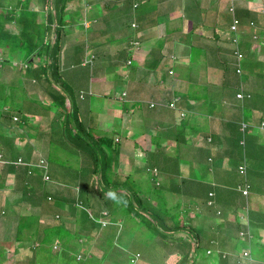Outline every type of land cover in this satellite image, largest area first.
<instances>
[{
    "label": "trees",
    "instance_id": "16d2710c",
    "mask_svg": "<svg viewBox=\"0 0 264 264\" xmlns=\"http://www.w3.org/2000/svg\"><path fill=\"white\" fill-rule=\"evenodd\" d=\"M12 1L8 2L7 5L4 4V7H0V52L3 50V52H1L3 55L2 65L6 67L10 64L13 67H16L13 65L12 55L17 57V55L20 54V62L26 63L27 74L33 78L35 82H39L43 85V88L46 89V92L49 95V99L53 101V104H50L53 107V111H55V116L62 117V119H57L58 125L54 126L50 120L51 115L48 116L50 120L49 128L56 133V137L53 141L50 140V142L56 148L60 144H63L64 146L62 148H64L66 153H73L79 157V163H77L74 170L70 172L69 177L72 176V179L74 178L75 181L81 184V186L78 187L79 196L82 198L81 202H84L83 193L86 192L90 184H93V186L98 184L102 185L101 189H105L107 192V199H110L111 197L113 200V203L110 206H108L109 201L104 203L108 209H105L106 213L102 217H100L98 213H95V215L90 214L92 213L91 206H88L89 208L81 206L88 218L87 223L90 228H102L104 225L102 222L103 218L108 220L110 225L104 229V236L102 237V242L99 244V248L102 249L101 255L104 256L101 258L100 256H96V254L93 256L88 254L85 257H82V260L79 259L80 263L77 264H91L90 261H102L103 258H109V261L111 259L113 261L117 253L116 251L119 250L118 239H121L126 233L131 236L135 235L134 232H136L138 225H132L134 222H137V224L140 222L144 225L143 228L148 233H153L156 237L161 235L162 238L166 239V241L163 239L164 242L161 240L157 249L158 251L163 253L164 249L166 250L167 247L173 248V250L167 251L166 258H172L176 261L170 263L157 262V264H196L201 249L206 251L209 250L208 247L205 248L202 246L203 239L207 243H211V239L208 238L207 231H205L203 235L202 231L196 224L185 220L184 215L189 212L193 215L194 212L199 211L197 205L200 204V199H206L203 207L206 208L207 204V206L212 209L216 205V199L219 197H229L232 200L234 197H240L244 202L241 206H238L239 210L248 213L251 225L256 226L259 224L257 221L259 217L256 216V206L258 201H261V204L263 205L264 198L262 196L263 194H260L257 190L258 188H256V186L253 188V186L256 181L254 175H256L257 179L259 177L264 179V170L261 171L259 169L260 163L264 162V139L261 140L264 133V71H260L259 73L255 84L256 89L253 91L251 90L250 93H246L245 98L251 100H248L247 102L245 100L243 102L242 110H240L238 114L233 115L230 119H225L227 117L223 118L222 116L220 118L210 119L207 122L208 116L206 115V112H204L206 123L203 124V139L200 143H198V138L194 139L192 143V146H195V149L198 152L194 155L203 158L204 162H206L205 164L204 162L200 163L201 166L195 165L194 170L200 169L199 171H190L185 165L186 160L189 158L188 156L193 152L188 155V150H183L176 145V140L179 139L181 136L179 134L182 133L176 135V138L174 139H167L170 145L173 144L171 149L166 150L164 147L160 146L161 143L157 142L159 148H156L154 153H150L149 164L145 166V168H142L143 170L141 173H149L150 178L154 181L157 187L162 186V181H164L167 190L162 194H158L159 196L156 198H152L151 195H149V197L144 196L143 192L141 193L138 189L135 190L134 185H132V187L125 186L124 184L117 185L111 180L113 177L115 178V175L117 174V167L116 169L114 168L113 164L109 162V158L112 154V148L114 151V142L120 143L118 141L119 136L115 135L111 138L104 136V134H92L89 126L86 125L83 111L78 104L79 97L77 98L79 94L83 98L84 96L86 97L88 93H91V89L89 90L90 80H88L89 86L85 87L88 88L87 92L84 90L85 88L76 92L69 84V81L71 80L64 77L62 67V52L64 48V45H62V37L67 22L72 21L74 18L78 19L82 14H88L90 15L89 18L99 21V18H96L95 16L101 17L103 16V13H106V15L108 13L105 10H101V15L100 13L94 15V9L88 12V7H85L83 10L81 8L70 11L69 6L74 0H36L37 4L34 7H30L32 6L31 4L33 0H18L19 4L17 6H12ZM97 2H101L103 5L106 4L108 0H100ZM235 2L236 0H231V5L229 7V14L232 16L229 30L232 33L233 44L238 43V39H240V27H242L241 18L236 12ZM76 3L79 4L78 2ZM82 3L81 7L83 6ZM94 3L96 2L89 3V7H92ZM138 3L140 4V2ZM69 15L70 18L67 20ZM107 16L109 17V15ZM106 21L109 22V19ZM9 22L14 25H20L22 28L21 32L10 33L8 29H6V24ZM234 25L236 26L235 28H233ZM248 27L252 30L251 32H253V36H257L259 35V32H261L258 28L257 22L251 21ZM93 29H90V32ZM103 29L105 31V28ZM87 64L91 65L89 66L91 69L94 68L92 64ZM88 75L91 78L92 75ZM257 85H259V89H257ZM220 86H222V92L219 89L217 94L214 95L215 99L220 101L218 108L222 107V104L226 105V102L224 104V99H227L228 103H230L232 99L238 98L237 93L245 92L235 88V86H233L228 80H223L222 85ZM229 87L232 89H229ZM134 89L135 88H132L131 84L130 86H124L118 96L106 95V97H109L108 101L113 103L120 102L122 104L121 115L124 114V118L128 117V115L137 110V108H140V100L134 97ZM21 90L23 91V94L28 92L25 87ZM136 93L137 96L140 95V89L136 91ZM197 93L198 99L203 98L204 104L208 107L211 106L213 100L209 97L206 86H203L201 90H197ZM2 97H5L7 104V94ZM248 105L250 108L249 112H247ZM10 107L15 111L13 114L6 112L3 113L4 111L0 109V126L3 124V118L11 119L17 114L19 116L18 128L20 129V132L25 133L24 126L29 125L32 127L33 121H29L30 116L25 115L23 102H21L19 106L13 104V106ZM257 109H261L259 114L256 112ZM48 114H51V112ZM91 114L97 118L101 115L97 110L92 111ZM254 116L258 117L256 126H252ZM91 123L95 124L94 121H91ZM183 124L188 126L189 122L186 120ZM193 127L202 129L201 124L198 126L194 125ZM72 129L75 130L74 133H71ZM111 131L116 133V129ZM150 131H152V129H150ZM187 134L185 133L184 137L188 141L191 136ZM215 137L218 139L217 141L215 140ZM152 141H154L153 138ZM68 142H72V145L76 150L70 152ZM249 145H251V148H249ZM187 147L190 148L189 146ZM61 150L64 151L63 149ZM119 152L120 150L118 153ZM234 156L235 159H238V164L236 167L233 166L235 167L236 173L239 175V177L236 178L237 185L234 188L227 185L226 187H223L220 193H218L215 188V182H208L207 185L204 184L205 180L203 177L204 172L201 170L202 168L214 170L213 166H215L217 162L219 163L222 160L229 162V159ZM44 158L46 161H50L48 155ZM228 164H230V162ZM181 165L184 169L180 168ZM229 170L234 172L231 164ZM18 173L22 175V180L28 175L27 169L21 168ZM132 174L133 173H129L127 177H130ZM162 176H164V178H162ZM24 187L25 186L23 185L21 187L23 192L25 191ZM244 188L248 189L247 193L243 192ZM168 193H173L175 196L172 203H168ZM257 193L259 195H257ZM187 194H189L188 198H186ZM184 196L185 200L182 202ZM51 199L54 201L53 197H51ZM175 201L176 204L174 205ZM73 203L75 204L76 201ZM116 203L119 204L120 211L122 210V212L115 215V213L112 212V208L115 207ZM123 204L125 207H123ZM205 208L202 211H204ZM205 213H207V211H205ZM121 214L129 216L127 220H124L125 224L121 222L122 218L118 221L116 217ZM130 220L133 222L129 225ZM116 222H118V224ZM248 225L249 224L241 226L237 230L238 234L240 231H243L245 235L240 236H247V241H250V244L253 245L257 240L255 241V239H251V235L248 232ZM108 227L113 230L116 228V231H111ZM263 227L264 218L262 219L259 228ZM55 230L56 231L53 230L52 233L58 236V239L66 237L64 236L67 232L65 227L59 225ZM162 231L165 232L162 233ZM59 232L64 233L60 234ZM86 232L87 231H85V233ZM151 239H153V237ZM233 239H235L234 236L231 239L226 238V241H232L231 245H234ZM44 241H50V234H47V236L44 237ZM83 248L85 249V247H81V250H84ZM221 248L218 249L216 264H237L234 260L239 262L234 258H232L233 262L229 260L230 256L238 254L236 251V245L231 246L229 251L225 250L226 252ZM260 248L261 249H259L254 256L251 254L249 256V260H252L251 258H253L254 264H264V245L262 244ZM150 249L155 248L150 247ZM66 256L67 252L65 258ZM77 256H79L78 253ZM140 256V253L137 254V257L136 255L132 256L129 254L127 256V264H139L140 261H138V259L140 260ZM93 257H96V259ZM161 258H164V256L162 255ZM75 261L78 260L75 258ZM67 262L70 264L75 263H71L72 261Z\"/></svg>",
    "mask_w": 264,
    "mask_h": 264
},
{
    "label": "crops",
    "instance_id": "0c3cea01",
    "mask_svg": "<svg viewBox=\"0 0 264 264\" xmlns=\"http://www.w3.org/2000/svg\"><path fill=\"white\" fill-rule=\"evenodd\" d=\"M11 1L12 0H0V7H4V4L7 5V3ZM96 1H100V0H96ZM112 1L113 2L110 3L108 0V4H109L108 7L110 9L109 11H107V13L110 15L109 21H112V24L114 23V25L112 29H108L107 27H104L105 30L108 31V33H110L109 34L110 36L109 38L106 39L107 36L106 35L104 39L100 40L99 46L98 44H94V46L98 49L100 46H103V51H104V47L109 50L105 51L103 54H100L104 56V57L102 56V58L96 56L95 53L93 54L94 59H96L97 61L96 63L97 66L95 67V70L90 69L88 72V74L91 75L99 73L100 75L98 76L102 78L101 79L99 77L96 78L98 85L95 90H93V84L89 86V88H91L90 90L91 93H88V97L84 96L82 98L80 94L77 96V98L79 97L78 104L80 106V109H88L87 117L83 116L86 121V125L89 126V129L92 132V134L93 133L98 134L96 131L100 124L101 119L91 114L92 111L98 110V107L97 109H93L89 107L92 106V104L88 106V103L95 102L94 100L91 101L93 96L95 95L93 91H95L97 97H99L98 90L99 87L102 86V84L99 83V80H104L103 86L104 88H107V82H106L107 79L104 76V74L108 72L106 68L107 65L110 63V60L112 61V67H118L116 71L119 72L120 69L119 64L121 62L125 63L127 58L126 64L131 66V72L123 71V74L127 78L126 80L127 86H130L132 84L133 85L132 88H135L133 90V93H135L134 97L140 100V108H137V110L140 111V115L142 116V121L145 120L147 116L150 117L152 114L154 115L152 118H150V122L145 121L148 123L147 126L140 129V138H142V140L140 141V160H137L139 162L135 161L134 158H131L130 165H126L124 161L119 160L115 164H113L114 168L116 169L117 167V169L119 170L122 165L124 167L122 169L127 170V173H133L138 171L139 169L141 173V171L143 170L142 168H145V166L149 164L150 153H154V150H156V148H159L158 147L159 145L157 146V142L161 143L160 146L164 147L166 150L171 149L173 144L170 145L167 139H171V138L174 139L176 138L175 137L176 135L182 133L179 134L181 136L179 137L178 140H176L177 142L176 145L179 148H182L183 150H188L187 151L188 155H190L191 152H193L190 156H188L189 158L186 160L185 165L190 169V171L191 170L194 171L195 165L201 166L200 163L204 162V159L200 158L199 156L196 157L194 155L195 153L198 152L195 149L196 147L192 146V143L194 139H197V137L200 136V138H202L201 136H204L203 124L206 123L205 121L206 117L204 112H206V115L208 116L207 122L211 119L210 117L212 114H214V117L217 116L222 117V115H220V108H218V106L220 105V101L216 100L214 95L217 94V91L220 89L221 87L220 85H222L223 80H228L233 86H235V88L240 89V91H245L243 92L244 95H246V93H250L251 90L253 91L254 89H256L255 84L257 81V77H256L257 74H255V69L248 68V65L244 64V62L250 61V56L248 60H244L242 62V59L241 61H239L238 58L232 60V57L230 58L228 55H224V52L226 51L232 52L233 49L232 33L229 30L232 20V16L229 14V7L231 5V0H179L177 4L172 2L173 0H112ZM85 2H87V0ZM138 2H140V4ZM218 3L220 4L221 10L227 11V15L224 12H222L219 18L215 16V18L212 20L213 10L207 8L209 4H212V7H214L215 5L217 6ZM235 3H236V12L242 21V28L240 29L239 32L240 42H247L248 44L247 50L252 51L255 48V41H254L255 38L253 36V32H251L252 30L248 27V25L250 20L253 19L258 20L257 22L258 28L261 31L259 32V35L260 33L261 35H264V1L236 0ZM18 4H19L18 0H13L11 3L12 6H17ZM205 4L207 5L206 9L204 8ZM92 9H94V11H97L99 8L90 7L88 12H90ZM181 9H185L186 12H189L193 20L187 19L185 21H180L181 17L184 18V16L179 14ZM110 10L113 12L112 15L110 14ZM100 11L101 8L99 12ZM199 11H203V12L200 13ZM258 11L260 12L256 16H254L255 13H257ZM171 13H174L177 16L171 17ZM204 14L210 16L211 20L203 18L205 16ZM84 15H88V14H82L80 17ZM95 17L98 18L99 16H95ZM113 17H116L117 19ZM89 20L97 21L96 19H89ZM9 23L13 24L11 22ZM135 28H138V30H134ZM6 29H8L10 33L15 32L10 30L7 26ZM98 32L99 34L97 36H100L102 32L99 30ZM190 33H194L195 35L190 37ZM105 42H108L109 45L104 44ZM172 42L177 43V45L181 44V46H176L172 44ZM250 45H253V47H250ZM195 48H197V50L200 51L198 55L193 54ZM106 54H108V56H106ZM122 54L126 55V58L125 56H122ZM1 55L2 54L0 52V56ZM194 56L196 57L195 60H193ZM12 58L16 59L14 55H12ZM88 58H89V54L84 58L82 65L84 62H86ZM194 61H195V65L198 64L199 61L201 62V64L209 62L210 65H212V66H208L207 64H205L208 71L206 70L205 76H203V81L206 84L204 86H206L209 97L211 98V100H213V103L209 107L204 104L203 98L202 99L197 98L198 97L197 90H200V88H198L199 82L194 80L195 78L194 73L196 72L195 71L196 67H194L195 66ZM94 62L95 60L93 61L92 65H94ZM180 64H187V65H180ZM87 65L91 66L89 64H84V66ZM177 67H184L185 75H186L185 77H176L175 74ZM2 68H4V66L0 63V71ZM65 68L66 65L63 68L64 72H65ZM116 71H115V75L118 77L117 83L119 84L120 81L122 80V77ZM134 75L140 76V83L138 82V80L136 82L134 81L131 82V78H133ZM145 75L151 76V79L144 77ZM78 76L79 75H77V77ZM220 77H223V79L221 78L222 80L220 82H217L216 79ZM77 79L79 80V82L77 84V87L74 89L76 92L78 90H83L82 88H85L84 86L80 85L81 77H78ZM171 81L172 82L177 81L179 84L181 83L186 84V86H188L187 90L185 91L184 89H172L170 91H167L166 94H164L163 92L161 94V92L159 93L155 90V88L151 87V86L156 87L158 85L159 87L164 88L167 87L166 86L167 83ZM139 89H140V95L137 96L136 91H138ZM146 90L149 91L148 94L145 93ZM80 98L85 100L89 99L88 101L90 102L87 101L86 103L85 100H80ZM245 100L247 102L248 100L251 99L249 98L246 99L245 97L243 99L237 98V99H232L230 103H228L227 99H224V104L226 102L224 108L226 110H232L234 112L233 115H236L240 112V110H242L243 102ZM81 101L84 102L83 105H81ZM173 101H176L177 103L176 108H172L169 106V104ZM150 102H154L156 106L150 107L149 106ZM95 103L98 104V101H96ZM181 112H184V115H182ZM103 116L105 115L101 114L100 118H102ZM11 119L10 121L8 119L7 121H2L4 125L2 128L5 127L10 133L15 132L16 130H20L18 128L19 127L18 121H15L14 117ZM186 120L189 122L188 126H185L183 124ZM91 121H94L95 124L91 123ZM35 123H37V121H35ZM149 124L150 126L148 127ZM199 124H201L202 129L193 127L194 125L198 126ZM254 125L256 126L257 124H255L253 121L252 126ZM28 126L29 125H26V127ZM118 127L121 126L113 124L112 130L113 129L117 130ZM150 129H152V131H150ZM2 130L4 129H1V131ZM26 130L27 128L24 129L25 133ZM189 130H191L190 131L191 133L189 132ZM74 132L75 130L72 129L71 133ZM130 132L131 131L127 132L125 136L129 137ZM185 133L186 134L188 133L191 136L188 141L184 137ZM147 137L150 138L151 140L152 143L151 149H149L147 145L142 144L146 142ZM152 138L154 139L155 142L152 141ZM119 142H120V137H119ZM2 146L3 144L0 140V154H2V152L3 154H5V155L2 154V157L0 158V180H2L0 181V190H2L0 191V202L3 204V206L8 201L11 202L12 201L11 199L15 201L18 198H22V200L26 201L30 197L34 196L36 193H32L33 190L29 191L28 188L30 187L31 189H34L35 187L38 188V191L41 192L40 195L42 197L39 198L36 202V205L38 207L35 206L32 202L28 203L29 206L33 207V211H34L29 213L33 215L34 218L37 219V222L36 224H33L29 228V231L26 230L30 232L31 236L36 235L35 237L36 240H39V242H36L39 248L31 258V260L27 256L21 258L19 257L18 260L21 259L22 261L31 262V264H38L37 257L41 258V256L44 255V263L42 261L41 264H61L63 262L69 261L67 260V258L66 260H63V257H65L66 255L65 246L67 245V251H66L67 254H72L74 252L75 248L77 247V244L75 243L73 244V242L71 243V239L77 238L76 231L73 237H68V236L65 237L66 239L65 246H62L63 242H60L58 236L54 235L52 232L53 230L56 231L55 228L60 225L62 227H65L67 229V233L70 235L71 234L70 231H73L76 228V226L70 229L66 227V225L68 224L67 220L69 216V211L68 208H66L64 205L65 203H67V205L70 204L68 206H72L73 208L76 207L75 205H73V202H75L79 198L80 195L79 191L78 192L76 191L77 193L76 195L73 194L72 197L67 198L65 196V193L62 192L60 188L61 189H65L66 187L75 188L76 185V189L78 190V187H80L81 184L77 181L71 180L68 177L70 174V171L68 170L63 172L60 178H58L59 175L55 178L52 176L53 178H51V180L49 181L44 180L41 174L40 176H38V173L26 175V178L22 180V175L19 174L18 172L19 170H21V168L22 169H26V168L19 167L18 165H15L14 162H12V160L16 159L14 158L16 157V154L13 152V150H15L14 147L8 146L7 147L8 149L2 150ZM63 146H64L63 144L62 145L60 144L57 147V149L59 148V154L65 155L66 151L64 150V148H62ZM130 146L134 148V145L130 144ZM187 146H189L190 148H188ZM50 148H51L50 145H43L39 149V142L38 144L33 143L27 145L23 149L22 152L23 154H19V155H21V157L25 155V157L23 158L28 162H38L40 158H44L49 154ZM61 149H63L65 153ZM59 154H57L58 157L62 159V157H60ZM217 163L215 166H213L214 170L210 169L209 173H203V177L205 180L204 184L207 185L208 182L214 183L215 179L212 178V176L216 177L220 175L216 179L215 182L216 187H220V186L226 187L227 185H229L231 188H234L237 185L236 180L232 181V179L230 178H228L229 182L223 180L224 171L225 172L227 171L226 166H228V162L225 161L224 165L222 166H219L220 162L218 164ZM49 168H48V173L50 171ZM180 168L184 169L182 165ZM117 169L116 171H118ZM211 170L213 171L212 174L210 173ZM210 175L212 176L210 177ZM125 176L127 175L125 174ZM3 185L4 187H2ZM22 185L25 186L24 192L21 189ZM89 186L96 187L99 186V184L95 186H93V184H90ZM101 190L102 193L99 192V196L102 197L103 195H107L105 189H101ZM4 191L7 194L5 193V195H3ZM86 194H89V192L86 191L85 193H83V201H84L83 203L87 202L88 204L87 203L85 204L89 205V207L91 206L90 208L93 212L97 213L102 209L104 210L108 209L106 208L107 206L104 204V201L101 202L98 199H97L98 202L95 203V205H93L92 200L89 198V195ZM1 195H3L2 198ZM48 197H53L55 202L53 201L54 203L49 205L52 201H49ZM219 199L220 200L230 199L231 204L228 207H233L232 208L233 211L242 214L240 213L238 207L241 206L244 202L242 198L238 199L237 197H234L232 200L229 197L228 198L219 197L218 199H216V203H218ZM203 201L205 202L206 199H203ZM1 206L2 205H0V207ZM262 207L263 206L260 201V203H258L256 206V210H257L256 216L259 217L257 219L259 224H257L256 226L252 225L254 227V233H256V235L258 234L257 236L259 237V239L256 238L255 241L256 240L257 241L253 243V249L254 251H256V253L259 251V249H261L260 246L262 244L264 245V227L259 228V226L262 223V219L264 218V214L260 215V210H262ZM10 208L8 210L9 211L8 216L10 217H8L7 219L6 217H4L5 215L0 214V255L6 257L5 261L12 262L13 259L11 257L13 256L16 247L14 248L8 246L7 248V244H10L15 239L14 238V236H16L15 230H17L16 224H12L14 225V232L12 236L13 240L9 238L7 232L10 231L12 227V225L10 224L12 218L11 214L13 212L15 213V211L17 210L14 208L13 209L14 211L10 212V210H12V207L10 206ZM76 208H74V210ZM209 209L210 208L206 204V208L204 211H207L208 213ZM3 210L4 209H2V211ZM104 210H102L101 212L106 213V210L105 211ZM65 211H68L67 215L64 214ZM216 211L222 212L221 210L218 209ZM42 213L46 214L48 218L45 219L44 222L41 220V223L43 224H38V220L43 219L40 217ZM49 218H53V220ZM76 219L78 220V218ZM120 219H118V221H120ZM241 219L244 220V217L242 215H241ZM87 220L88 218L86 214H84V217L78 221L82 226V229H85L84 233L85 231H87L85 234L92 241L90 244H87V246H85V249L84 248L83 249L84 250L88 249L89 251L86 250L88 254L90 256H93L95 254H93L91 250L93 248L92 247L93 244L95 245V243H96L95 245L96 248L100 250V252H102V249L99 248V244L102 242V237L104 236V230L103 233L101 232L103 236L99 238V241L94 242L93 241L94 237H92V234L93 231L97 230V228H90L87 223ZM53 221L56 223L53 224ZM78 221L76 222V224L78 223ZM121 222L125 224L123 218ZM40 225H42L41 226L42 228L39 229L38 226ZM212 227L216 229L218 232H223L225 234V237L228 239L232 238V235L228 236L230 234L229 231L235 230L234 223L231 222L229 219H226L222 225L215 222L214 224H212ZM110 229L111 231H114L112 228H109V230ZM41 231L43 233H41ZM84 233L83 235H85ZM144 233L145 232L143 231V229L140 228L139 226L136 228V232H134L135 237L139 234L141 237V235H143ZM47 234H50V241H44V237H46ZM125 237H127V239H132L137 243H140L137 238H135L134 236H129L128 233L124 234L121 239H125ZM65 239L63 238V241H65ZM17 240L18 239H16L15 241ZM68 241H70V243H68ZM134 249H136L135 252H131L130 255L132 256L136 255L137 257V254L140 253L141 255L140 260L138 259V261H140L139 264H152L149 262L150 257L145 256L144 253L139 248H134ZM2 250H8L7 251L8 254L3 255ZM9 254L10 256H8ZM99 256L102 258L104 255H101L100 253ZM75 257L78 261L79 259L82 258L80 257V255L79 256L76 255ZM74 258H72V260L70 261H74L73 260ZM251 259H252L251 261L253 262V258ZM102 261H97V262L90 261V262L91 264H102V263L111 264L113 262L112 259L109 261V258L108 259L103 258ZM116 264H120V262Z\"/></svg>",
    "mask_w": 264,
    "mask_h": 264
},
{
    "label": "rangeland",
    "instance_id": "374dc122",
    "mask_svg": "<svg viewBox=\"0 0 264 264\" xmlns=\"http://www.w3.org/2000/svg\"><path fill=\"white\" fill-rule=\"evenodd\" d=\"M86 0H74V2L69 6V10L73 11V10H77V9H81L82 10L85 8V6L88 7L87 11H89V3L91 2H96L92 5L93 8H99L97 11H94V15L95 14H99L101 15V11L99 12L100 8L101 10H105L106 12L109 11V5L108 2H106V4H103L101 2H97L96 0H89L87 2H85ZM256 1V0H254ZM264 1V0H261ZM76 2H78L79 4H77ZM84 2V3H82ZM110 3H112V0H109ZM172 2H174L175 4H177V2H179V0H173ZM81 3H82V7H81ZM37 4L36 0H33L32 2V7H34ZM213 4V3H212ZM212 4H209L208 8L206 7L207 5H204V8L213 10V14H212V20L216 17H220L221 13L224 12L227 15V11H223L220 9V4L218 3V5L212 7ZM31 7V6H30ZM91 7V8H92ZM38 9V8H36ZM200 13L203 11H199ZM260 11H258L257 13H255L254 16H256ZM179 13V12H177ZM110 14L112 15L113 12L110 10ZM180 15L184 16V18H180V21H185V20H193V18L191 17V14L189 12H186L185 9H181ZM103 16L98 17L99 21L97 23V21L95 20H89L92 18H89V15H84L78 19L74 18L72 21L67 22V25L65 26V30L63 33V37H62V42L64 45L63 48V59H62V63H63V68L66 65L65 68V72H64V77L69 81V84L71 85V87L73 88V90L77 87V84L79 82V80L77 79L78 77H82V81H80V85L84 86V87H88L89 85L93 84V90H95L97 88V81L96 78H98L100 75L99 73L94 74L91 76V78L88 76V72L91 69L88 65L84 66V64L89 60V62L91 63L92 61L95 60L94 62V70L95 67L97 66V61L96 59H94L93 54L95 53L96 56H98L99 58H102L103 54L105 51L109 50L107 48L104 47V51H103V46H100L99 49L96 48L94 46V44H100V40L104 39L106 36V39L109 38V34L108 31H103V29L105 26L108 29H112L114 23L112 24V21H106L109 19V17L106 15V13L102 14ZM205 16L203 18H206L208 20H211V17L204 14ZM177 15L174 13H171V17H176ZM203 16V15H202ZM70 18L67 17V20ZM116 18V17H113ZM117 19V18H116ZM219 20V19H217ZM106 21V22H104ZM248 21V20H247ZM251 21L254 22H258V20H250L249 23H251ZM103 22V23H102ZM6 26L12 30L15 31L16 33H20L22 28L19 25H14V24H10L7 23ZM131 27V25H130ZM94 28V29H93ZM206 28V27H205ZM242 27H240L241 29ZM90 29H93L90 32ZM99 31L102 32V34L100 36H97L99 34ZM129 30V27H128ZM134 30H138V28H135ZM106 33V34H104ZM194 33H190V37L194 36ZM261 35V33H260ZM184 40V39H183ZM98 41V42H97ZM177 41V40H176ZM174 41V42H176ZM182 41V40H181ZM255 41V48L252 51H248V44L247 42H239L237 44H233V49L232 52L231 51H226L224 52V55H228L230 58L232 57V60H235V58L237 59V55L235 54V50L237 48H240L243 52H244V57L242 58V62L244 60H248L249 56H250V61L244 62L245 65H248V68H254L255 69V74H257V78L259 76L260 71H264V35L259 36ZM172 42V44L176 45V46H181L177 45V43ZM184 43V42H183ZM104 44L109 45L108 42H105ZM250 47H253V45H250ZM178 49V48H175ZM1 52H3V50H1ZM199 50H197V48H195V50L193 51V54L198 55L199 54ZM89 54V58L86 60V62L83 63L82 62L84 60V58ZM20 54L17 55L16 59L13 58V65H16V67H13L12 65H7L6 67L4 66V68L1 69L0 71V109L2 111H4L3 113H9V114H13L15 111L12 107L13 104L16 105H20L21 102H23V108H24V112L25 115H29L30 116V120L33 121V125L28 126L25 128H27L26 133H21L20 130H16L13 133H10L5 127L2 128L4 125H1V129H4L1 131L0 129V140L3 144L2 146V150L4 149H8V146L14 147L15 150H13V152L16 154V157L14 158H18L21 157V155L19 154H23V149L30 144H38L39 142V149L43 146V145H50V152L48 154L49 156V160L45 161V165L46 168L50 170V174L48 173L47 175H49V179L51 180V178H55L58 175V178H60V176L62 175L63 172L65 171H70L72 172L75 168V166L77 165V163H79V157H77L75 154L73 153H66L64 154H59V148L57 149L51 142L54 140V138L56 137V133H54V130H51L49 128L50 125V120L51 122L54 124V126L58 125V120H61L62 117H58L57 115L55 116V111H53V107L51 106L50 103L53 104V101H51L49 99V95L46 92V89L43 88V85H41V83L39 82H35L33 78H31L28 74H27V67H26V63L25 62H20L18 57ZM95 56V57H96ZM106 56H108V54H106ZM122 56L126 55L122 54ZM133 56V53H132ZM3 56H0V63L2 64V58ZM93 57V58H91ZM104 57V56H103ZM196 57H193V60H195ZM126 62H127V58H126ZM125 63H120V69L119 72L116 71L118 67H112V61L110 60V63L107 65V70L108 72H106V74H104V76L107 79V88H104L103 84H104V80H99V83L102 84L101 87H99V92H98V96L97 94L94 92V96L92 98L91 101H98V104L93 102V103H88V106L92 104V106H89L93 109H97L98 107V112L99 114H104L105 116H103L100 121V124L97 128V133L98 134H104V136L106 137H113V136H119L120 137V143H115L114 142V151L112 148V154L110 155L109 158V162H111L112 164H115L117 161L122 160L125 162L126 165H130V159L134 158L135 161L140 160V140H142V138H140V129L147 126V122H150V118L153 117L154 114H152L150 117H146L145 120L142 121V116L140 115V111L139 110H135L133 113L129 114L128 117H123L122 112H121V107L122 104L120 102H110L108 101L109 97H106V95H112V96H118V94L121 92L122 88L124 86H127V78L126 76L123 74V71L126 72H131V66L127 65ZM135 64V63H134ZM208 66H212L210 65L209 62L207 63H203L201 64V62L199 61L198 64L195 65V61H194V67L195 68V73H194V80H196L197 82H199L198 88H200V90L203 88L204 85H206L203 81V76H205V71L207 70L206 65ZM180 65H187V64H180ZM100 66V64H99ZM203 68V69H201ZM206 68V69H205ZM115 71L118 72V74L122 77V80L120 81V83L118 84V77L115 75ZM208 71V70H207ZM172 73V72H171ZM77 75H79L77 77ZM176 77H185V70L184 67H177L176 68ZM221 76V75H220ZM144 77L146 78H150L151 76H147L145 75ZM100 78V77H99ZM135 80H134V79ZM131 78V82L134 81L136 82L138 80V82L140 83V76L134 75V77ZM223 77L217 78L216 81L220 82ZM88 80H90V83L88 85ZM99 84V85H100ZM134 84V83H133ZM133 86V85H132ZM167 87L161 88L158 85L156 87L151 86L153 88H155V90L157 92H162L164 94L167 93V91H170L172 89H184L185 91L187 90L186 84H179L177 81L174 82H168ZM23 87L26 88V90H28L27 93L23 94V91L21 89H23ZM148 88V87H146ZM91 88H89L90 90ZM229 89H232L229 87ZM257 89H259V85H257ZM86 92L88 91V88L84 89ZM218 90V89H216ZM220 91L222 92V86L220 87ZM146 94L149 93V91H145ZM7 94V99L8 102L6 104V99L5 97H2L3 95ZM88 97V95L86 96ZM90 97V95H89ZM80 100H85V99H81ZM89 99L85 100V102L87 103ZM90 102V101H88ZM5 103V104H4ZM83 101H81V105H83ZM85 103V104H86ZM9 105V106H6ZM84 108V107H83ZM261 108V107H259ZM8 109V110H7ZM51 112V114H48L49 112ZM83 110V114L85 117H87L88 115V109H82ZM250 111L249 105L247 107V112ZM256 112L259 114V112H261V109H257ZM233 111L232 110H226L224 108V105L222 104V107H220V115L223 116V118L225 119H230L233 117ZM33 114V115H32ZM181 114L183 115V113L181 112ZM257 114V115H258ZM51 115V116H50ZM48 116H50V120L48 118ZM13 117H18L19 116L17 114H15ZM1 118V117H0ZM11 118V117H10ZM211 119H215V118H220V116L214 117V114L211 115L210 117ZM58 119V120H57ZM87 119V118H86ZM256 119V120H255ZM10 121V119H8ZM2 121H7V119L3 118ZM15 121H18L15 120ZM35 121H37V123H35ZM141 121V122H140ZM254 122L255 124L258 122V117L254 116ZM113 124L116 125H120L121 127H118L116 130V133H113L111 130L113 128ZM214 125V124H213ZM34 126V127H33ZM150 126V124L148 125V127ZM24 128V129H25ZM130 132V136L127 137L125 136V134L127 132ZM191 130H189L190 132ZM191 133V132H190ZM55 134V135H54ZM202 138L197 137L198 138V143H200L203 139V136H201ZM264 139V133L263 136L261 137V140ZM38 140V141H37ZM129 140V141H126ZM215 140L217 141L218 139L215 137ZM72 142H68L69 145V149L70 152L72 150H76L74 148V146L72 145ZM130 144L134 145V148H132L130 146ZM143 145H147V147L149 149L152 148V143L150 141V138H146V142L142 143ZM198 145V144H196ZM185 147V146H184ZM249 148H251V145H249ZM57 149V150H56ZM116 149V150H115ZM122 149V150H120ZM106 150V149H105ZM120 150V152L118 153V151ZM249 150V149H248ZM26 152V151H24ZM110 152V151H109ZM3 154V152H2ZM57 154H59L60 157H62V159H60L58 156H56ZM5 155V154H3ZM19 155V156H18ZM231 156V155H230ZM25 157V155L23 156ZM238 159H235L234 157H231L229 159V162L231 164V166L233 167V171L231 172L229 170V166L230 164H228V166H226L227 171H224V178L223 180L228 181L229 179H232V181H235L237 177H239V175L236 173L235 167L237 166ZM225 160H222L219 163V166L224 165ZM228 162V163H229ZM206 162H204L205 164ZM235 167H234V166ZM122 168H124L122 165L120 167V169L117 171V174L115 175V178L113 177L111 180L113 181V183L120 185V184H124L125 186L128 187H132V185L135 186V190L138 189L140 190V192H143L144 196H148L151 195L152 198H156L157 196H159L158 194H162L167 190V186H165V182L162 181V186L157 187L154 183V181L150 178V174L147 172H142L140 173V169L136 172H133V174L130 177L125 176L129 175V173H127V170H123ZM129 168V167H127ZM259 169L261 171L264 170V162H261L259 165ZM200 170V169H199ZM199 170H194L195 172L199 171ZM204 173H209V169L208 168H202L201 169ZM217 170V169H216ZM38 173V176H40V174L42 175L43 179H44V175L41 169H37L36 170ZM115 172V171H114ZM212 170L210 171V173L212 174ZM234 173V174H233ZM233 174V176H232ZM70 175V174H69ZM53 176V177H52ZM212 175H210L211 177ZM220 176V175H219ZM219 176H212V178H214V182H216L217 177ZM69 177V176H68ZM72 176H70L69 178L73 181H75L74 179L71 178ZM162 178H164V176H162ZM254 179H256V181L254 182V186L253 188L256 186V188H258L257 190L259 191L260 194H263V198H264V179L262 178H258L256 177V175H254ZM45 180V179H44ZM2 181V180H0ZM49 181V180H46ZM232 183V182H231ZM101 186L99 185L98 187H92L89 186L87 188L86 191L89 192V198L92 200L93 205H95V203H97V199L100 200L101 202L104 201L108 203V206H110L113 202V200L111 199H107V195H103L102 197L99 196V192L102 193L101 190ZM4 187V185L2 186ZM216 191L218 193L221 192V190L223 189L222 186L220 187H215ZM29 191H32V193H36L34 196L30 197L28 200H22V198H18L15 201L13 199H11V202H7L4 206L3 204L0 202V205H2L0 207V214L1 215H5L4 217H6V219L10 216L9 215V208L10 206L12 207V210H10V212L14 211L13 209L15 208L17 211H15V213L13 212L11 214L12 218L10 221V224H16V228L17 230H15V235L14 236V240L12 238L13 236V232H14V225H10L11 230L7 232L9 238L11 240H13V242H11L10 244H7V248L8 246L11 247H16L15 252L13 253V256L11 257L13 259L12 262L10 261H5L4 256L0 255V264H31V262H27V261H22L21 259L18 260V258L20 257H29V259L31 260V258L33 257V255L35 254V252L38 250V245L36 242H39V240H36V235H32L30 234L29 228L33 225L36 224L37 219L33 217V215H31L29 212H34L33 211V207L29 206L28 203L32 202L35 206L36 202L39 198H42L40 193L38 191V188H34L31 189L28 188ZM60 190L62 192L65 193V196L67 198H70L74 195H76V191L78 192V190L76 189V185L75 188L72 187H66L65 189H61ZM2 191V190H0ZM237 192V191H236ZM5 191L3 193V195H5ZM85 193V192H84ZM217 193V194H218ZM7 194V193H6ZM3 195H1V198L3 197ZM85 195V194H84ZM259 195V194H258ZM189 194L186 195V198H188ZM174 194L173 193H168L167 194V199H168V203H172L173 202V198H174ZM49 198V197H48ZM184 198L182 199V202H184ZM240 198V197H237ZM81 197L79 196V198L76 200V203L78 206L74 207L76 208L74 210V208L72 206H68L70 204L67 205V203H65V207L68 208L69 211V216H68V220H67V228H72L74 226H76V228L73 231H70L71 234L69 235L67 232L64 234V236H68V237H73L76 231V239H71V243L73 242V244H77V247L75 248L74 252L72 254H67L66 258L67 260H72V258H74L77 253L78 255H80V257H85L86 255H88V252L86 250H81V247H85L87 246V244H90L92 241L87 237V235H83L84 230L82 229V226L80 225L79 221L80 219H82L84 217V211L83 208H81V206H85L88 207L89 205L82 203L81 202ZM50 201H53L50 200ZM264 201V199H263ZM55 202V200H54ZM51 202L49 205H51ZM199 205L198 206V210L197 212H194L193 215L189 213H186V215H184L185 220L196 224L200 230L202 231L203 235L204 232L207 231V236L208 238L211 239V243H207L204 239L202 242V246L203 247H208L209 250L206 251L204 249H201L200 254H198V261L196 262V264H215L217 262V253H218V249L221 248L224 251L230 250L231 246L236 245V251H237V255L234 256H230V261L233 262V259H237L239 262H237L236 260H234L237 264H254V262H252L251 260H247L250 259L249 256L250 254L253 256L256 254V251H254L253 249V245L250 244V241H247V236H240L241 233L238 234V228H240L241 226L244 225H248V232L251 235V239H256L259 237L257 235H255L254 233V227L250 224V217L248 215V213L246 211L242 212L240 211L239 214L236 211H233V207H228L231 204V200L230 199H222L218 201V203H216V205L209 210L208 213H205V211H202L204 209L203 204L204 201L202 199H200L199 201ZM258 203H260L258 201ZM176 204V201L174 203V205ZM73 205H75L73 203ZM262 210H260V215L264 214V203L262 205ZM38 207V206H37ZM123 207H125V205L123 204ZM209 207V206H208ZM89 208V207H88ZM2 209H4L2 211ZM11 209V208H10ZM221 210L222 213L218 214L216 212V210ZM259 209V208H258ZM118 210V211H116ZM68 211H65L64 214L67 215ZM92 211V210H91ZM101 211V210H100ZM97 212L99 214L100 217L105 215L101 214L102 212ZM105 211V210H104ZM116 211V212H115ZM211 211V212H210ZM112 212L116 214H119V212H122V210L120 211V206L118 203L115 204V207L112 208ZM118 212V213H117ZM40 214V213H39ZM95 215V212L92 211V213ZM89 214V215H90ZM54 215V214H52ZM114 215V216H115ZM241 215L244 217V220L241 219ZM41 218L43 219H39L38 220V224H43L41 223V220L44 222L45 219H47V215L43 214L40 215ZM117 219L123 218L124 220H127L129 216L125 215V214H121V215H117L116 216ZM78 218V220L76 219ZM19 219V220H18ZM51 220H53V218H49ZM226 219H229L231 222L234 223L235 225V230L234 231H229L230 235H232V237L234 236L235 239H233L234 245L232 244V241L230 242L229 240L226 241L225 238V234L223 232H218L216 229H214L212 227V224H214L215 222L222 225L224 223V221ZM78 221V223L76 224V222ZM103 222V226L102 228H97V230L93 231L92 237H94L93 241H99V238L103 233V230L110 225V222L108 220H105L104 218L102 219ZM133 221L130 220V224H132ZM247 222V223H246ZM56 222L53 221V224H55ZM118 224V223H117ZM132 225L136 226L138 225L140 228L143 229V231L145 232L143 235L140 234L137 235L135 238L138 239V241L140 243H137L136 241L132 240V239H127V237H125V239H118V245H119V250H117L116 252V256L114 257V260L111 264H116L118 262H120V264H125L127 261V256L131 253V252H135L136 249L134 248H139L145 256L150 257L149 262L152 264H157L158 263H162V262H174L176 261L175 259L172 258H166L167 257V251H171L173 250V248L171 247H167L166 250L164 249V252H160L158 251V247L160 245V242L164 238L161 237V235H158L156 237V235H154L153 233H148L144 228L140 222L137 224V222H134ZM42 225L38 226V228H42ZM109 229V228H108ZM28 230V231H26ZM116 231V228L115 230ZM240 231V230H239ZM102 232V233H101ZM165 231H162V233H164ZM41 233H43L41 231ZM60 234L64 233V232H59ZM129 236H131L129 234ZM153 237V239H151ZM35 238V239H34ZM162 238V239H161ZM16 239H18L17 241H15ZM23 239V240H22ZM65 239V238H64ZM75 240V242H74ZM166 241V239H164ZM60 242H63L62 246H65V241H63V238L60 239ZM68 243H70V241H68ZM230 243V244H228ZM79 245V247H78ZM96 245V243H95ZM93 244V248L91 250V252L93 254H96L97 256L100 255V250H98ZM210 246V247H209ZM66 247V246H65ZM150 247H153L155 249H150ZM235 248V247H234ZM8 250H2L3 255L4 254H8L7 252ZM66 251V248H65ZM254 251V253H253ZM226 252V251H225ZM247 252V254H246ZM11 253V252H10ZM66 253V252H65ZM164 256V258H161V256ZM240 255V256H239ZM10 256V254L8 255ZM119 256V257H118ZM51 257V256H50ZM54 257V256H53ZM61 257V256H60ZM17 258V259H16ZM52 258V257H51ZM65 257H63V260H66ZM76 258V257H75ZM75 258L73 259L74 261H72L71 263L77 264L80 263L79 261H75ZM16 259V260H14ZM56 259V258H55ZM96 259V257L94 258ZM171 259V260H169ZM241 259V260H240ZM37 261L38 264H41V262L43 261L44 263V255L40 257H37ZM90 261V260H89ZM60 262V261H59ZM66 262H63L61 264H65ZM68 263V262H67ZM70 264V263H68Z\"/></svg>",
    "mask_w": 264,
    "mask_h": 264
},
{
    "label": "clouds",
    "instance_id": "9594fccd",
    "mask_svg": "<svg viewBox=\"0 0 264 264\" xmlns=\"http://www.w3.org/2000/svg\"><path fill=\"white\" fill-rule=\"evenodd\" d=\"M258 36H261V35H257V36L254 35V37H255L256 39H257ZM239 42H240V39H238V43H239ZM237 51H239L240 53H242V55H243L242 57H244V52H242V50H241L240 48H237V49L235 50V54L237 55V58L239 59V61H241V58H242V57H241V58L238 57ZM87 63H90V62L87 61L85 64H87ZM90 64H93V61H92ZM238 71H240V70H238ZM242 93H243V92H242ZM243 94H244V93H243ZM245 96H246V95H244V97H245ZM244 97H243V98H244ZM173 102L175 103V107H172V106L170 105V104L173 103ZM173 102H171V103L169 104V106L172 107V108H176V107H177V103H176V101H173ZM149 106H150V107H155L156 104H155L154 102H150V103H149ZM182 113H183V115H184V112H182ZM14 119H18V117H14ZM118 141H119V139H118ZM1 157H2V154H0V158H1ZM20 158L24 161L23 164H18V163H17L18 160H19ZM42 159L45 160V158H40L38 162H28V161H26L23 157H19V158H16L15 160H12V162H14L15 165H18L19 167H25V168L27 169V173H28V175L33 174V173H37L36 169H41V170L43 169L42 172H43V175H44V179H45V180H50V179L45 178V174H48V169H47L46 167H40V166H39V163H40V161H41ZM45 161H46V160H45ZM49 174H50V171H49ZM48 200H49V201L52 200L51 197H49ZM75 205L78 206L77 203H75ZM216 212H217V211H216ZM217 213H218V214H221L222 212L220 213V211H218ZM246 223H247V222H246ZM240 232H241V231H240Z\"/></svg>",
    "mask_w": 264,
    "mask_h": 264
},
{
    "label": "built area",
    "instance_id": "2783aa9c",
    "mask_svg": "<svg viewBox=\"0 0 264 264\" xmlns=\"http://www.w3.org/2000/svg\"><path fill=\"white\" fill-rule=\"evenodd\" d=\"M235 27H236V26L234 25L233 28H235ZM237 54H238V57H239V58H241V57L243 56L242 53H240L239 51H237ZM237 97H238V98H243V97H244V94H243L242 92H239V93H237ZM170 105H171L172 107H175V103H174V102L171 103ZM17 163H18V164H23L24 161L20 158V159L18 160ZM44 163H45V161H44V160H41L40 163H39V166H40V167H46V165H45ZM45 178L49 179V175L45 174ZM243 192H244V193H247V192H248V189H247V188H244V189H243ZM240 233H241V235H245V233H244L243 231H241ZM246 254H247V252H246Z\"/></svg>",
    "mask_w": 264,
    "mask_h": 264
}]
</instances>
